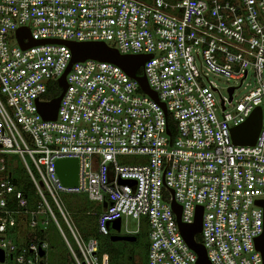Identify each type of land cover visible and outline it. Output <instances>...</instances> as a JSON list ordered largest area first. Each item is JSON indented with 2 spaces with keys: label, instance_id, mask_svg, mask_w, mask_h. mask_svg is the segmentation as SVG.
Here are the masks:
<instances>
[{
  "label": "built area",
  "instance_id": "built-area-1",
  "mask_svg": "<svg viewBox=\"0 0 264 264\" xmlns=\"http://www.w3.org/2000/svg\"><path fill=\"white\" fill-rule=\"evenodd\" d=\"M19 28L49 42L23 47ZM55 40L148 55L137 71L157 98L119 65L86 58L66 73L55 119H43L39 103L52 99L49 85L72 57ZM210 74L229 82L226 96ZM257 107L254 143L235 144L231 128ZM62 158L77 159L74 186L56 173ZM18 167L27 194L12 179ZM66 193L95 202L100 235L119 233L111 223L122 216L146 223L145 264H203L179 227L199 207L193 239L209 264H263L264 0H0V264H51V226L66 241L55 264H105L98 239L71 224Z\"/></svg>",
  "mask_w": 264,
  "mask_h": 264
},
{
  "label": "water",
  "instance_id": "water-1",
  "mask_svg": "<svg viewBox=\"0 0 264 264\" xmlns=\"http://www.w3.org/2000/svg\"><path fill=\"white\" fill-rule=\"evenodd\" d=\"M28 37L29 41L27 43L22 42L23 37ZM17 37L20 44L26 47L31 44H37L42 42H49L48 40H34L29 37L28 30L24 28H19L17 30ZM50 42H62L69 46L72 52L71 60L63 72V74L58 78L57 83L61 88L60 93L50 99L47 102L39 103V112L43 119H55L57 108L62 97V94L66 88L65 75L70 69L73 62L82 61L86 58H96L99 60H106L119 65L128 75L134 78L140 85L141 89L151 95L152 98L156 99V93L148 87V83L143 74L137 75L136 71L140 65L149 57L148 55H130V54H120L116 49L108 47L104 42L93 41V42H70V41H50ZM232 92V87L229 88V93ZM261 124V113L260 108L257 107L250 114V116L240 125L231 128V137L235 144H253L260 128ZM56 173L62 182V184L67 186H74L77 184L78 177V162L76 158H62L55 161ZM121 182H125L121 180ZM106 206V203H103ZM172 208L174 209L177 220H179L180 206L172 201ZM201 212L202 209L199 207L196 211L195 220L192 224H183L179 221L180 230L190 246L198 255V262L203 264H209L204 247L196 243L193 239L195 233L199 232L201 229ZM111 227L115 231L120 229V219L117 218L111 223ZM136 236L134 234H121L112 233L110 234L111 240H125L133 241ZM256 247L260 250L263 255L264 264V234L256 239ZM43 252L40 251V254ZM3 256L0 251V260L2 261Z\"/></svg>",
  "mask_w": 264,
  "mask_h": 264
},
{
  "label": "trees",
  "instance_id": "trees-1",
  "mask_svg": "<svg viewBox=\"0 0 264 264\" xmlns=\"http://www.w3.org/2000/svg\"><path fill=\"white\" fill-rule=\"evenodd\" d=\"M138 74L142 71L139 69ZM61 91L56 81H52L49 85L48 98L56 97ZM13 181L23 190L31 192V186L26 180V175L21 167H18L12 174ZM76 210L71 211L74 215V222L81 233V235L87 239L89 237H96L98 239V257L100 263L105 264H133L135 258H140L145 264L147 243H142L140 237L135 233V240H111L110 234L100 235L97 233L95 226V216L99 207L89 206L88 208L82 207V204L75 205ZM69 207V206H68ZM70 213V211H69ZM79 215V216H78ZM141 249L137 251V249ZM137 264V263H136Z\"/></svg>",
  "mask_w": 264,
  "mask_h": 264
},
{
  "label": "rangeland",
  "instance_id": "rangeland-1",
  "mask_svg": "<svg viewBox=\"0 0 264 264\" xmlns=\"http://www.w3.org/2000/svg\"><path fill=\"white\" fill-rule=\"evenodd\" d=\"M210 80L213 81V83L216 84L218 87V90L222 96L227 95V86H228V81L226 80L225 77L216 75V74H210L209 76ZM247 90V87L243 84L242 87L237 89L235 91L234 98L237 99L239 98L245 91ZM214 96L216 98H219L218 92L214 93ZM9 158L14 161V157L12 155H9ZM128 159L136 158L133 156H128ZM61 201L63 205L65 206L66 210L70 211L69 217H70V222L73 225V227L77 230V232L80 234V236L84 239V237L81 235L79 232L75 222H74V215L72 214L71 211L76 210L75 205L82 204V207L88 208L89 206H95V202L89 200L87 196L84 193H66V194H61ZM69 206V207H68ZM79 216V215H78ZM59 223L63 229L64 235L67 239V241L71 244V246L75 249V242L66 226V224L62 221L59 220ZM127 230H137V234L140 237V241L142 243H147V224L144 222L138 221L136 218H133L131 216H122L121 218V224H120V229L119 233L124 234L127 232ZM135 235V234H134ZM47 240L48 243L50 244L49 250H47V260L51 264H55L59 261V258L61 255L65 252V246H66V241L61 233H59L56 229H54L52 226L49 228V233H47ZM141 249H137V251H140ZM146 255V252H145ZM143 264V260L140 258H135L133 264Z\"/></svg>",
  "mask_w": 264,
  "mask_h": 264
}]
</instances>
